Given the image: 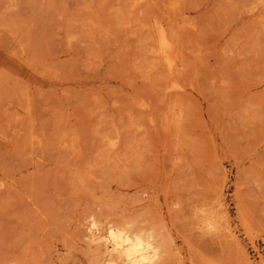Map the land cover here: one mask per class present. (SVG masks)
<instances>
[{
    "label": "rangeland",
    "instance_id": "obj_1",
    "mask_svg": "<svg viewBox=\"0 0 264 264\" xmlns=\"http://www.w3.org/2000/svg\"><path fill=\"white\" fill-rule=\"evenodd\" d=\"M0 264H264V0H0Z\"/></svg>",
    "mask_w": 264,
    "mask_h": 264
},
{
    "label": "bare ground",
    "instance_id": "obj_2",
    "mask_svg": "<svg viewBox=\"0 0 264 264\" xmlns=\"http://www.w3.org/2000/svg\"><path fill=\"white\" fill-rule=\"evenodd\" d=\"M120 239H122V238H120ZM114 240H115V239L113 238V242H114ZM116 240H117V239H116ZM118 240H119V239H118ZM107 241H108V240H107ZM125 241H127V240H125ZM122 242H123V241H122ZM113 244H115V243H113ZM116 244H117V242H116ZM117 245H118V244H117ZM139 245H140V247H141V249H142L143 252H145L144 250H147V249H148L147 246H144V245H143L142 241H139ZM118 246H119V245H118ZM119 247H120V246H119ZM137 247H138V246H137ZM140 252H141V251H140ZM146 254H147V253H142V254H141V257H142V258H141V259H147V256H148V255L146 256ZM138 258H139V257H138ZM139 259H140V258H139Z\"/></svg>",
    "mask_w": 264,
    "mask_h": 264
}]
</instances>
